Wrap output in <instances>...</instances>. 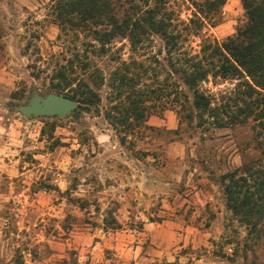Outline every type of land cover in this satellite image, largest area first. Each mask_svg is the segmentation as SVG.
Returning a JSON list of instances; mask_svg holds the SVG:
<instances>
[{"label":"rangeland","instance_id":"rangeland-1","mask_svg":"<svg viewBox=\"0 0 264 264\" xmlns=\"http://www.w3.org/2000/svg\"><path fill=\"white\" fill-rule=\"evenodd\" d=\"M194 1L200 0H168V6L188 21ZM52 3L0 0V264H261L264 247L245 243L246 230L228 210L220 181L258 157L253 121L215 128L187 119L188 110L178 113L169 103L176 97L172 81L170 98L160 99L156 76L164 80L166 61L159 39L137 58L149 70L142 79L149 119L163 125L147 123L152 130L136 128L121 143L105 117L114 97L106 85L98 106L64 118L18 112L34 92L55 93L49 83L64 66L81 71L90 61L108 76L131 55L126 40L106 56L81 46L83 35L60 31ZM245 24L241 0H227L218 24H205L202 34L221 43ZM191 41L197 49L200 39ZM143 174L158 181L145 197L136 191ZM110 207L128 219L123 231L103 230ZM146 223L154 229H144Z\"/></svg>","mask_w":264,"mask_h":264},{"label":"trees","instance_id":"trees-1","mask_svg":"<svg viewBox=\"0 0 264 264\" xmlns=\"http://www.w3.org/2000/svg\"><path fill=\"white\" fill-rule=\"evenodd\" d=\"M168 0H53L52 17L63 33L77 38L99 56L111 55L116 42L126 40L131 55L105 76L91 62L78 71L70 64L51 77L49 90L78 102L77 108L98 106L100 90L106 85L114 97L105 117L122 135L121 143L136 128L153 129L147 124L153 114L148 105L149 86L142 79L149 70L137 56L159 39L165 52L164 80H159L160 99H169V82L177 112L188 110L187 119L200 125L226 128L253 121L258 157L221 175L226 206L245 228V243L264 247V0H241L246 24L219 43L205 37V24L215 27L227 0L194 1L195 11L188 21L180 20ZM199 38L197 49L191 39ZM206 84L217 87L216 92ZM223 88L219 87L221 85ZM186 90H184V88ZM151 91V90H150ZM153 91V89H152ZM164 102L162 109L166 104ZM73 111V112H74ZM147 155V152H145ZM80 209L87 203L79 202ZM104 231L122 228L115 208L104 210ZM264 264V261L259 262Z\"/></svg>","mask_w":264,"mask_h":264},{"label":"water","instance_id":"water-1","mask_svg":"<svg viewBox=\"0 0 264 264\" xmlns=\"http://www.w3.org/2000/svg\"><path fill=\"white\" fill-rule=\"evenodd\" d=\"M77 106L78 102L65 95L48 93L42 96L38 92H34L26 104L17 106V110L26 118H64L72 113Z\"/></svg>","mask_w":264,"mask_h":264},{"label":"crops","instance_id":"crops-1","mask_svg":"<svg viewBox=\"0 0 264 264\" xmlns=\"http://www.w3.org/2000/svg\"><path fill=\"white\" fill-rule=\"evenodd\" d=\"M148 124H155V125H163L165 123V120H156L155 118H150L148 121H147ZM140 180L136 183L138 185V188L136 189V191H138V194L142 197H145V196H149V195H152V193L155 192L157 186H158V181H156L155 179L153 178H149V177H145L144 174L142 176H139ZM116 218L117 220L119 221V223H121L122 225H124V221H127L128 219H120V217H117L116 215ZM161 222V223H160ZM165 220L164 219H161L158 223V226H161L163 229H164V224ZM154 224V223H153ZM154 227V226H153ZM124 228H121V229H118V230H112V231H115L116 233L119 232V230L123 231ZM144 229H147V230H152L154 228H152L151 224H144ZM156 229V228H155ZM160 229V228H159ZM126 231V230H124ZM162 231V230H161ZM150 234H152V232L150 231L149 232ZM162 234V233H161ZM168 236L171 234L170 231L167 232Z\"/></svg>","mask_w":264,"mask_h":264}]
</instances>
